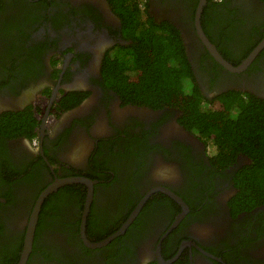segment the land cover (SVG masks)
Wrapping results in <instances>:
<instances>
[{
  "label": "flooded vegetation",
  "instance_id": "af4514ba",
  "mask_svg": "<svg viewBox=\"0 0 264 264\" xmlns=\"http://www.w3.org/2000/svg\"><path fill=\"white\" fill-rule=\"evenodd\" d=\"M199 2L0 0V264L21 262L60 179L23 264H264V204H235L252 160L224 166L179 100L133 84V58L171 37L200 108L264 102V46L224 67L197 34ZM199 20L233 66L264 38L262 0H205Z\"/></svg>",
  "mask_w": 264,
  "mask_h": 264
},
{
  "label": "trees",
  "instance_id": "16d2710c",
  "mask_svg": "<svg viewBox=\"0 0 264 264\" xmlns=\"http://www.w3.org/2000/svg\"><path fill=\"white\" fill-rule=\"evenodd\" d=\"M147 47L144 57L137 62L133 58L131 65L139 72L133 82L137 90L153 101L171 103L179 100L189 111L191 124L206 138L214 139L218 149L216 158H222L220 162L224 166L233 163L237 153L248 155L251 163L242 166L234 177L239 190L237 196L241 199L235 204L239 203L243 209L264 204V102L234 96L224 100L217 111L200 108V98L193 92L190 95L185 88L188 70L175 41L171 37L154 36ZM232 103L239 108H234ZM231 109H237L235 119L228 116Z\"/></svg>",
  "mask_w": 264,
  "mask_h": 264
},
{
  "label": "water",
  "instance_id": "95a60500",
  "mask_svg": "<svg viewBox=\"0 0 264 264\" xmlns=\"http://www.w3.org/2000/svg\"><path fill=\"white\" fill-rule=\"evenodd\" d=\"M205 3V0H200L199 2V6L196 10V18H195V23H196V30H197V34L199 36V38L201 39L202 43L205 45V47L207 48V50L210 52V54L219 62L221 63L224 67H226L227 69H229L230 71H233V72H240V71H243L245 70L246 66L251 62V60L253 59V57L258 53V51L264 46V38L262 39V41L257 45V47H255V49L249 54V56L244 59L242 61L241 64H239L238 66H233L231 65L229 62H227L221 55L220 53L217 51L216 47L210 43V41L207 39V37L205 36L202 28H201V25H200V14H201V10H202V6L204 5ZM77 180V179H76ZM78 180H82V179H79ZM68 181L67 180H63V179H60L58 181L55 182L54 185L48 187L45 191H43V193L39 196L38 198V201L33 209V212L30 216V219H29V222H28V229H27V234H26V237H25V250L23 251L22 253V260L19 264H23V261L24 259L26 258L27 254H28V251L30 249V246H31V242H32V239H33V234H34V230H35V225H36V220H37V215H38V211H39V208H40V204L44 198V196L49 193L51 190H53V188L59 184H64ZM89 195H91V191L89 190ZM141 205V204H140ZM140 205L135 209V211L132 213L131 217L127 220V223H129L132 218L135 216V214L137 213V211L139 210L140 208ZM84 220H85V217L83 219V222H82V228H84ZM178 220V219H177ZM177 222V221H175ZM126 223V225H127ZM125 227V226H124ZM123 227V228H124ZM123 228H121L122 230L119 231V232H122L123 231ZM118 232V233H119ZM116 233V234H118ZM99 245V244H97Z\"/></svg>",
  "mask_w": 264,
  "mask_h": 264
}]
</instances>
